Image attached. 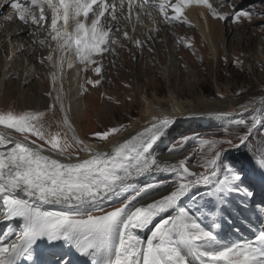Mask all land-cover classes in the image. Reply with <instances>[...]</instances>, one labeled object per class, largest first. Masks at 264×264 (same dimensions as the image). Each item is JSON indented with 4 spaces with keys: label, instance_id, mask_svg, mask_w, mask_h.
Wrapping results in <instances>:
<instances>
[{
    "label": "snow or ice",
    "instance_id": "6c2138e0",
    "mask_svg": "<svg viewBox=\"0 0 264 264\" xmlns=\"http://www.w3.org/2000/svg\"><path fill=\"white\" fill-rule=\"evenodd\" d=\"M192 2L178 0L171 5L175 13L172 17H167L164 3L158 7L171 23L179 21L183 7ZM195 2L207 5L213 16L223 20L238 22L241 17L252 19L250 10L221 14L209 0ZM26 3L28 6L11 2L10 6L20 21L37 30L49 21L50 14L48 36L56 42L61 53L71 51L80 63L87 65L96 63L93 56L103 59L104 54L114 52L111 45L116 40L109 35L112 27L105 29L100 21L101 17L108 20L105 13H109L112 21L117 20L116 0L111 4L106 0H26ZM118 3L123 10L125 0H118ZM127 5L131 16L136 6L134 0H127ZM145 5L147 0L139 7ZM150 7L157 5L153 3ZM90 12H93L94 19L86 25L80 17L87 19ZM4 18L11 21L13 15ZM61 21L63 23L58 27ZM70 21L74 25L72 31L69 30ZM123 35L127 37L128 33ZM39 43L43 45L46 41L40 40ZM135 45L140 47L141 42L136 40ZM50 61L51 55L40 63ZM56 67L62 68L63 64ZM68 67H72L71 62ZM102 68L101 64L94 71L99 74ZM89 83L98 85L101 80ZM249 106L254 113L261 112L252 101L241 105L240 111H248ZM199 114L228 115L215 111ZM43 116L44 113L0 111V126H3L0 145H12L7 152L0 151V214L10 225L19 221L18 232L9 226L7 233L0 238V264H21L22 259L33 261L40 240H46L53 247L57 244L74 247L90 264H264V230L258 232L254 239L231 244L220 241L215 231L219 228L216 221L222 215L228 197L233 193L251 195L249 189L243 187V173L225 161L224 153L250 142L257 125L262 123L256 115L249 120L237 121L231 126V131L225 129L233 139L181 136L169 147L171 156H179L191 140L206 145L210 155L200 165L204 170L199 172L186 166L191 157L185 156L169 163L159 160L154 153V146L168 135L175 124L172 118L157 120L154 117L153 122L116 146L112 153L96 151L74 137L82 151L91 155L71 162L72 154L68 152L71 145L67 141L62 145L42 126L37 127ZM64 123L70 127L66 115ZM8 130L20 135L14 137ZM122 131L127 130L116 126L94 135L107 140L110 135ZM26 134L38 136L42 141L47 136L50 151L58 156H68L70 162L63 163L51 155H44L43 146H31L36 142L33 140L30 145ZM234 139L238 143H234ZM259 151L260 168L264 171V146ZM161 172L174 175V180L168 185V193L150 203H140L139 198L143 194L154 193L165 185L162 182L139 185V178ZM132 189L136 190L126 196L125 193ZM193 192L196 195L189 204L194 206L186 204L181 207L180 201ZM116 203L120 206H115ZM109 207L112 210L106 211ZM168 212L172 214L168 215ZM158 216L160 220L148 238L137 234V230L148 228ZM202 218H208L211 227L202 226ZM60 264H71V261L62 260Z\"/></svg>",
    "mask_w": 264,
    "mask_h": 264
},
{
    "label": "rangeland",
    "instance_id": "374dc122",
    "mask_svg": "<svg viewBox=\"0 0 264 264\" xmlns=\"http://www.w3.org/2000/svg\"><path fill=\"white\" fill-rule=\"evenodd\" d=\"M164 1L172 5L178 2V0ZM209 3L221 14L231 15L235 11L250 10V14L252 15V19L241 17L238 22L232 19L223 20L217 16H213L212 11L208 9L207 5L203 4L201 9L205 13L208 23L213 24L212 26L216 27L221 33V37H218L215 43L216 47L220 49V59L218 60L214 59L212 53L209 55L203 47L196 30V25L190 27L184 22L182 17L187 12L182 13L179 21L173 20L171 22L172 25L167 23V26L169 25V28H167L163 27V23L168 22V19L158 9L154 11V14L157 13L158 16L155 17L154 14L150 13L147 15V19L145 17L142 18L140 14H143V12L137 11L135 8L132 9L134 19L132 15L129 16L128 11L127 15L123 14L126 17V23L123 24L119 33L111 36L116 40V43L111 45L114 52L110 51L104 54L103 59L101 57L99 59V56H93L92 59L96 63L82 64L74 53L69 51L75 57L77 64L82 68L80 71L81 77L78 80L80 81L79 87L83 91L80 97L84 99L87 111L84 121L86 138L93 142L103 143L106 140H100L96 137L94 135L96 132L107 131L116 126H123L126 130L130 128L132 122L137 117H140L143 112L144 104L142 105L141 97L146 87H149L150 90H158L159 96L168 95L167 82L162 75L161 68L163 63H170V59L174 58L173 65L182 72V75L177 76V78L174 77L173 80L176 83V90L183 97H187V94L189 95L190 91L194 89L201 96L205 95L214 98L218 97L219 93L217 90L220 88L223 93H228L233 99H237L236 108L239 109L241 105H248L252 101L255 107L261 109V112L254 113L252 107L249 106L250 111H242V113H239L232 120L228 121L226 125L216 128L207 127L181 130L173 134L169 139L167 150L181 136L198 135L203 139H233V137L226 134L225 129L227 128L228 131H231V126L235 125L237 121L241 119L249 120L252 115H256L258 119L262 120V123L257 125L253 135L250 137V142L247 145H241L239 148L228 149L224 153V159L239 172L243 173V178H248V181L251 176H256L260 179L261 176L257 172L261 160L259 150L264 146V115H262L264 113V0H209ZM166 9L167 17L175 15L171 8ZM136 14L139 15L141 20H136ZM92 19L88 17L84 23H90ZM182 21L183 23H181ZM138 22L139 24H137ZM45 24L41 28V31L33 29L32 32L34 34L27 33L28 36L33 37L31 41L29 39L30 42L28 41V43H31L33 48H35L29 53H26L25 50L22 51L17 41L5 38L2 33L0 35V54L2 57L7 55L9 60L12 58L31 67L34 78L39 81V91L44 103L41 105V100L32 91H29L28 86L21 85L19 80L16 79L14 82L8 84L10 85V90L5 87L0 91V111L12 110L16 113H44L43 118L37 123V127L42 126L47 134L58 139L62 145L67 141L71 145L68 148V152L72 154L71 158L76 159L80 158L84 154V151H82L81 145L77 144L74 139V137L78 138L77 134L72 130L71 126L69 127L64 123V106L59 105L62 101L57 99L58 96L52 91L51 72L46 68L44 63H40L45 57L53 55V49H57L56 54L60 53L61 62L65 58L67 59V55L66 52H64L65 54L61 53L57 48L56 42L52 41L48 36V22ZM60 25H62V21L58 24V27ZM140 27L144 31H142V28L137 30ZM3 29L5 28L0 27V30ZM124 32L128 33L127 37L123 35ZM34 38H37V40L34 41ZM40 40H45L47 43L42 45L39 43ZM135 40L141 42L140 47L135 45ZM27 46L28 44H26ZM116 59L117 62L115 63L114 60ZM101 64L103 65L102 71L97 74L94 69ZM65 66H67L66 63ZM83 75L85 76L84 80ZM95 80H101V83L98 85L89 83V81ZM25 96L27 98L30 97L32 100V103L28 106L23 104L26 101ZM262 102L263 105L258 107ZM50 106H52L51 110ZM157 114L154 116H158ZM149 124V122H145L144 126H148ZM0 128L2 130L3 126H0ZM8 132L15 137L20 135L15 133L14 130H8ZM123 132L113 135H119ZM26 135H28V143L35 140L34 146L42 145L43 150L51 152L47 136L42 141L38 136ZM234 143H238V141L234 139ZM183 151H188L190 156H194L192 163L197 166V170L191 169L196 172L204 170L200 165L210 155V150L206 145H201L198 140L194 139L189 141ZM51 153L57 155L55 152ZM60 157L69 158L68 156ZM246 163L252 164L251 171H246ZM262 172L264 173V171ZM169 178L157 177L156 179H159V181H156L151 173L146 174L143 178H139L137 181L139 185L150 182H162L165 185L164 188L158 189L154 193L143 194L139 198L141 199L140 202L146 197L150 198L158 193H160V196L167 194L170 190L168 185L174 180V175L171 174ZM257 184V181L250 180L248 186L251 198H246V203L243 202V199L238 198L240 195L238 193H233L229 196L230 199L233 197L238 201L235 204L232 201H228L227 204L231 207L230 213L233 214L227 215L223 213L221 221L218 218V223L220 224L218 230H222L223 226L227 228L226 223H232L233 219L239 220L240 217L246 218V215L250 216L249 214L250 212L252 213V210L246 206H250L252 209L259 204L261 207L264 206V185H262L263 189H258ZM135 190H129L125 195H131ZM190 195L193 197L196 193H190L188 196L190 197ZM188 196L186 198L189 199ZM251 199L253 203L251 201V205H249V200ZM138 202L135 201L134 203ZM186 204L189 207L194 206L189 204V200L186 201L183 198L180 201L181 207ZM115 206H120V204L116 203ZM105 210L110 211L112 209L109 207ZM241 212L244 214H240ZM156 223L158 222L153 223L147 228L149 233H147L146 229L145 238L150 236L151 228ZM200 223L204 227H211L208 218H202ZM185 251H188V249H185Z\"/></svg>",
    "mask_w": 264,
    "mask_h": 264
},
{
    "label": "bare ground",
    "instance_id": "6f19581e",
    "mask_svg": "<svg viewBox=\"0 0 264 264\" xmlns=\"http://www.w3.org/2000/svg\"><path fill=\"white\" fill-rule=\"evenodd\" d=\"M14 1L20 2V0H14ZM106 2L111 4L113 3V0H106ZM116 2L119 7L118 0H116ZM149 3H150V0H147V5H149ZM134 4L135 5L138 4V6L133 7V9L135 8L137 11H140V12L142 11L143 14H140V15L142 16V18L145 17V19H147L148 14L144 10L147 7V5H145L144 7H139L140 5L145 4V0H139V1L134 0ZM1 5L2 4H0V6ZM169 6H171V3H169ZM202 6H203L202 3H197L195 2V0H193L192 3L186 4L183 7L182 13L187 12V14L184 15L182 18L187 26L193 27L196 25V30L198 32L200 40L202 41L203 47L206 49L209 55L210 53H212L214 59L218 60L220 59V49L219 47L218 48L216 47L215 43L217 42L216 40L218 39V37H221V33L220 31H218L216 27L212 26L213 24L211 25L210 23H208L205 17V13L201 9ZM13 10L14 9H11L6 14L4 12L0 13V24L4 22L3 24L5 25V29L0 30V35L2 33V35L5 36V38H11V40L17 41V43H19L20 49L22 51L25 50L26 53H29L31 52L32 49L34 50L35 48H33V45L31 43H28L29 39L31 41V38L33 37L28 36L27 33L30 32L34 34L32 30L35 28H33L31 25H23V26L20 25L21 27L18 26L16 30L14 31L13 24L12 26L8 27V24H11V23L7 22L8 23L7 24L6 19L4 17L9 15L10 12H12ZM95 11H96V6L95 7L93 6V12ZM127 11H128V5H127V0H125L124 9L121 10L119 8L118 10H116V16H117L116 21L111 20L109 13H105V16L108 17V20H105L104 17L101 18L100 23L101 25L105 27V29H107V27L109 26L112 27V32L109 34L110 36H114L121 31L123 24L126 23V17L123 14L127 15ZM93 12H90L88 16L91 19L94 18ZM151 13L154 14V10H151ZM12 15H14L15 17L18 16L16 12H14ZM154 15L155 17L158 16L157 13H155ZM80 18L81 20H83V22H85V19H83V16ZM132 18L134 19L135 17L132 15ZM137 19L139 20V15L136 14V20ZM167 23L171 24L169 22H165L163 23L164 25L162 24L163 27L165 26L169 28V25L167 26ZM181 23H183V21ZM85 24L90 25V23H87V22ZM137 24H139V22ZM48 26L50 30V14H49ZM69 28H70V31H72L74 28L72 21L69 22ZM141 28L142 27L137 28V30ZM200 30L203 33L199 32ZM39 31H41V28L39 29ZM142 31H144L143 28H142ZM25 40L27 41L25 42ZM35 40H37V38L36 39L34 38V41ZM26 44H28L27 47H26ZM56 51L57 49L55 50L53 49V55H52L53 66H52V62L44 63L46 68L51 72L50 77H51L52 86H53L52 91L62 101L61 103H59V105L61 104L62 106H64V112H65L64 117L65 115L67 116L68 123L71 126L72 130L77 134L78 139L80 141H83L84 145H87L96 151L112 153L113 149L116 146L123 143L126 139L130 138L132 135H135L138 131L143 130V128L146 127L144 126L145 122H149V123L153 122L154 117L157 120L164 119V118H172L175 121V124L169 130L168 135L162 137L161 140L157 142L158 144L154 146L153 151L154 153L157 154V158L159 160L167 161L169 163H175L177 159H182L185 156L191 157L190 160L186 161V163L188 164L186 165L190 167L191 171H194V170H197V166L192 163V159L194 158V156H190L188 151H183L179 156H171L168 153V150H167L168 141L173 136V134L178 133L181 130L184 131V130H189L193 128H207V127L216 128L221 125H226L228 121L232 120L239 113H242V111L239 110L240 108L239 109L236 108L237 99H233L231 95H229L228 93H223L221 89L218 87H217L218 88L217 91L219 93L218 97L210 98L205 95L201 96L198 93H196L194 89L190 91L189 95L187 94V97H183L181 93L178 90H176V87H175L176 83H175V80H173L174 77L177 78V76L182 75V72L179 71V69L173 65L174 64L173 62L174 58H173V59H170L171 61L170 63H163L162 68H161L162 75L164 76L167 82L168 95L163 96V97L159 96L158 90H150L149 87L148 88L146 87L141 97L142 105L144 104L143 112L140 117H137L134 120V122H132L130 128H128L127 131H124L123 133L119 135H110L109 138L103 143L93 142L86 138V134L84 131V121L86 119L87 111H86V105H85L84 99L80 97L83 91L79 87L80 81L78 80L81 77L80 71L82 68L80 67L79 64H77L75 57L71 55L69 51L66 52L67 56L65 55L67 59L65 58V60L62 62L60 61L61 60V56L59 55L60 53L58 52L56 54ZM36 57L38 58L37 54H36ZM171 58H172V55H171ZM114 61L116 63L117 59ZM69 62L72 63L71 68L68 67L67 63ZM61 63L63 64L62 68L56 67L57 65H60ZM65 63L67 66H65ZM53 73H55V77L53 76ZM84 75H83V80L85 78ZM16 79L19 80L21 85L28 86L29 91H32L33 94L38 99L41 100V103H40L41 105L44 103L43 97L41 96V92L39 91L40 90L39 81L38 79L34 78V74H33L31 67L26 64H22L18 62L17 60H13L12 58L9 60L7 55L2 57V55L0 54V91L5 87L9 89L10 85L8 84L14 82ZM31 103H32V100L30 99V97L29 98L26 97V101L23 104L28 106ZM207 111L226 112L228 113V115H207V114L200 115L199 114V113H206ZM192 113H197V114L191 115ZM155 114H157L158 116H154ZM29 144L31 145V143ZM31 146L36 147L34 145H31ZM10 147H12V145H0V151L7 152L10 149ZM43 154L51 155L52 158L59 159L63 163L70 162L69 158H62L60 156L54 155L53 153L45 151V150H43ZM90 155L91 153L84 152V154H82L80 158H76V159L71 158V162H76L80 159H87L90 157ZM191 168H193L194 170ZM151 174L155 178L164 177L166 179H170L169 177L171 176L170 173H163V172L151 173ZM140 178H143V176ZM159 196H160V193L154 196H151L150 198H145L140 203H150L152 202L153 199ZM167 214L171 215L172 213L168 212ZM159 220H160V217L158 216L153 221V223L159 222ZM151 225H149V227ZM146 229L137 230V234L142 237V233H144ZM144 234H146V232ZM72 251L77 252L78 250H72ZM86 262L90 263L88 259L86 260Z\"/></svg>",
    "mask_w": 264,
    "mask_h": 264
},
{
    "label": "water",
    "instance_id": "95a60500",
    "mask_svg": "<svg viewBox=\"0 0 264 264\" xmlns=\"http://www.w3.org/2000/svg\"><path fill=\"white\" fill-rule=\"evenodd\" d=\"M263 105V102L262 103H260L259 105H258V107H261ZM250 108H248V110H249ZM187 166V165H186Z\"/></svg>",
    "mask_w": 264,
    "mask_h": 264
}]
</instances>
